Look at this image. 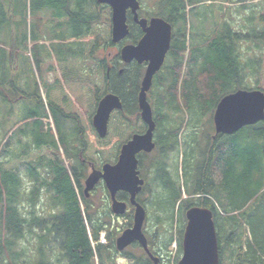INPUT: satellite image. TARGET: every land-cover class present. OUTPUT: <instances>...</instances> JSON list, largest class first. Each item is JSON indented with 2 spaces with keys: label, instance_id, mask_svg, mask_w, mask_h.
<instances>
[{
  "label": "trees",
  "instance_id": "1",
  "mask_svg": "<svg viewBox=\"0 0 264 264\" xmlns=\"http://www.w3.org/2000/svg\"><path fill=\"white\" fill-rule=\"evenodd\" d=\"M35 1L40 34L25 35L26 50L21 52L29 53V40L34 42L31 51L40 73L47 72L51 57L48 71L54 80L45 81L43 88L54 129H44L42 118L49 115L44 114L47 106L40 99L36 109L40 117L30 131L36 155L26 162L19 157L17 138L8 137L9 130H0V264H97V260L115 264L119 256L132 264H151L138 246L117 251L116 240L126 227L111 230L113 213L105 186H98L104 192L102 208L95 205L96 191L89 198L84 194L89 174L115 164L122 146L147 130L138 103L146 65L125 64L120 56L122 46L140 41L142 30L129 15V37L114 44L112 10L98 0ZM203 1L157 0L155 12L140 11L145 18L170 23L173 38L148 93L156 124L155 149L138 157L145 182L138 202L146 212L157 213L160 228L174 227L169 215L176 209L180 229L187 221V210L208 209L215 219L219 264H264V121L227 136L215 134L213 119L223 97L239 90L264 92V56L244 61L239 49L249 41L264 46V16H257V10H252L255 5L249 4L257 0H234L231 3L240 4L238 14L252 10L246 32L237 30L227 20L228 14L215 22L202 17L197 30L190 16ZM17 7V0H0V19H15ZM1 33L6 30L0 26ZM113 48L117 51L110 56ZM248 70L256 79L252 88L247 87ZM36 90L41 95L40 86ZM109 94L120 98L122 110L112 113L107 135L100 138L93 118ZM203 118H208L213 132L207 133L204 148L197 132ZM44 197L50 212L40 210ZM128 198L118 195L121 201ZM247 227L251 239L246 238ZM103 231L107 244L99 242ZM173 240L168 236L164 246ZM149 244L154 251L152 241Z\"/></svg>",
  "mask_w": 264,
  "mask_h": 264
},
{
  "label": "water",
  "instance_id": "2",
  "mask_svg": "<svg viewBox=\"0 0 264 264\" xmlns=\"http://www.w3.org/2000/svg\"><path fill=\"white\" fill-rule=\"evenodd\" d=\"M112 10V41L120 44L130 35L128 13L142 30L143 36L137 44H126L121 48V60L130 64H146L145 75L139 94L141 118L147 125L143 134L134 137L122 147L119 160L115 165L107 164L102 171L94 170L85 181L84 194L89 197L91 192L103 181L111 197V209L117 216L127 212L128 205L117 199L120 192L130 196V203L135 207L134 224L125 230L117 239L116 246L121 252L133 243H139L155 264L159 259L154 257L149 249L143 233L146 220V210L137 201L142 191L144 180L138 170V156L141 153H151L155 149L154 131L156 124L153 112L148 102L155 75L163 67L170 51L173 26L158 17L141 18L139 0H98ZM122 109L118 96L109 94L99 103L93 118V126L97 134L104 138L108 132V123L112 113ZM264 121V92L256 90H239L222 98L214 113L216 134L234 135L245 127L254 126ZM187 226L183 239V256L179 264H219L220 247L217 237L213 213L205 208L193 207L186 213Z\"/></svg>",
  "mask_w": 264,
  "mask_h": 264
},
{
  "label": "rangeland",
  "instance_id": "3",
  "mask_svg": "<svg viewBox=\"0 0 264 264\" xmlns=\"http://www.w3.org/2000/svg\"><path fill=\"white\" fill-rule=\"evenodd\" d=\"M18 1V7L16 10V13H14V18L17 21V27L20 30L21 34L23 36L28 35V37L31 38V36H38L40 34V18L38 16L39 12L36 10V1L35 0H17ZM142 5H141V9L143 8L145 13H152L155 12L156 10V2L157 0H140ZM229 1V2H227ZM24 2L26 4V12H23V5ZM234 2V0H204L202 4H200L199 8L197 11L193 12L191 14V18H190V23L192 25V27H194L195 29H199L200 28V21L203 18H205V16L208 18L207 20H213L211 22H215L217 20H219V18L221 17V15L225 14V15H231L230 17H227V20L232 23L235 28L239 31L243 30V31H247L249 28L248 26V17L249 15L252 13V10H257V16H264V0H257V1H253L250 2L249 4H253L255 5L254 8L248 9L246 12L242 13V14H238L237 10L239 7V3H231ZM257 6V7H256ZM259 11V13H258ZM25 14V17H24ZM7 17V16H6ZM141 17H145L144 14H141ZM9 18V17H8ZM147 18H149L147 16ZM221 19V18H220ZM210 23V21L208 22ZM257 26L260 24L259 22H256ZM255 23V24H256ZM262 23V22H261ZM261 25H263L262 27H264V23H262ZM202 27V26H201ZM261 26L259 28H262ZM29 38V39H30ZM52 41V40H51ZM40 43H44V41H40ZM125 43V42H124ZM256 43H254L253 41H249V42H243L242 45H240V52L242 54V59L244 61H250L252 60V58H254L255 55H260V56H264V46L260 45H255ZM33 45V41H31V46ZM122 48V47H121ZM23 50L24 49V45H23ZM28 50L31 51V47L28 46ZM28 51V52H29ZM117 51L116 48H113V51H111L110 56H113L115 54V52ZM24 56H28L26 51L22 52ZM250 69V68H249ZM248 88H252L254 87V83H255V77L254 75H252V73L248 70ZM49 84L51 82H53L54 78L51 74L48 75L47 78ZM261 88L264 90V67H263V74L261 77ZM41 91H43L45 93L44 88L42 87ZM21 106H17L16 107V111H19ZM207 120L208 118H203L198 126V135H199V142L201 143L202 148H204V143L206 145V141L208 139V126H207ZM46 124L48 127H50V120L47 118L45 120ZM52 127V124H51ZM210 134H212L213 132L210 131ZM182 152V149H181ZM179 165L181 167V158H179ZM181 171V169H180ZM181 182L183 183V180H181ZM24 187L27 188L29 186V183L27 180H25ZM96 193H95V201L97 200V203H95V205L97 207H104V200L102 199L104 192L102 191V189H98V187L96 188ZM94 191V192H95ZM93 192V193H94ZM147 196L144 195L142 198H146ZM197 197L194 196L193 200H196ZM40 210L43 211H51L50 206H49V202H47L44 200L41 202L40 205ZM112 225L110 226L111 230H116V232H119L123 227L128 228L129 224L132 225L133 223V211L131 209H129V211L127 212V214H125L124 217H117V218H112ZM169 221L173 222L174 227L171 229V227H168L166 225L162 226L161 228L159 227V225L157 224V213L154 211H147V221L145 223V233L148 237V239L150 241H152V243L156 246L157 245V249H160L161 247L165 248V252H164V258H165V262L164 264H178L179 261L181 260L182 256H183V250L182 247L180 246V244H182L183 241V237H184V232H185V228L187 225V221L186 223L181 227V229L179 228L182 224L181 222V218L179 216V212L176 209L175 212L171 213L169 215ZM125 228V229H126ZM167 228V230H166ZM101 235V234H100ZM172 235V237L174 238L172 244H170L167 248L164 246L165 244V240L168 238V236ZM246 238L247 239H251L250 236V232H249V228L247 227V232H246ZM107 243H108V239L107 237H105ZM159 244V246H158ZM161 246V247H160ZM160 247V248H159ZM161 250V249H160ZM133 253L136 256L140 255L139 251H135L133 250ZM32 254V253H31ZM132 264L131 261L129 260H124L123 258L118 257L116 264Z\"/></svg>",
  "mask_w": 264,
  "mask_h": 264
},
{
  "label": "flooded vegetation",
  "instance_id": "4",
  "mask_svg": "<svg viewBox=\"0 0 264 264\" xmlns=\"http://www.w3.org/2000/svg\"><path fill=\"white\" fill-rule=\"evenodd\" d=\"M14 20L12 18L0 19V26L6 30L5 34H0V41H3L0 44V130H9L8 137L17 138L18 143L21 144L18 150L19 157L26 162L36 155L35 145L30 146L33 139L30 131H34L32 127L40 117L36 112L38 104L41 103L40 99L47 106V113L44 114L49 115L48 118L51 115L47 92L39 95L36 90V87H43L45 81H48V75L51 74L48 71L51 57L48 60L47 72L45 69L42 73L38 72L32 51L27 53L28 56H24L21 52L24 36L17 27V21ZM29 45L33 48L34 42L31 46L30 41ZM17 106H21L19 111H16ZM46 119V117L42 118V121L45 131H48ZM123 201L129 203L130 198ZM135 246L140 247L144 252L143 259H148L151 264H154L140 244L136 243L132 248ZM153 249L155 253L153 250L151 252L159 258L157 264H164L165 249L161 247V250H158L155 245Z\"/></svg>",
  "mask_w": 264,
  "mask_h": 264
},
{
  "label": "bare ground",
  "instance_id": "5",
  "mask_svg": "<svg viewBox=\"0 0 264 264\" xmlns=\"http://www.w3.org/2000/svg\"><path fill=\"white\" fill-rule=\"evenodd\" d=\"M124 63V62H123ZM68 71V70H67ZM65 75V74H64ZM71 78V77H70ZM69 78V79H70ZM68 80V79H67ZM66 83V82H65ZM237 92V91H236ZM236 92H234V93H236ZM233 94V93H232ZM230 95V94H229ZM224 98V97H223ZM85 101V100H84ZM80 117V116H79ZM79 122V121H78ZM38 125V124H37ZM42 131V130H41ZM82 137V136H81ZM230 145V144H229ZM241 173V172H240ZM243 187V186H242ZM227 189V188H226ZM242 189H244V188H241V190ZM241 192V191H240ZM244 193V192H243ZM226 195V194H225ZM236 195V194H235ZM240 195H241V193H240ZM234 196V195H233ZM248 197V196H247ZM240 199V198H239ZM236 201V200H235ZM242 202V201H241ZM246 203V202H245ZM244 204V203H243ZM215 220V219H214Z\"/></svg>",
  "mask_w": 264,
  "mask_h": 264
}]
</instances>
